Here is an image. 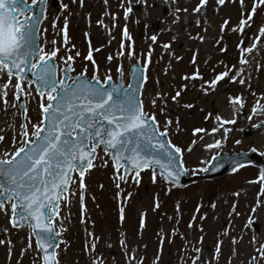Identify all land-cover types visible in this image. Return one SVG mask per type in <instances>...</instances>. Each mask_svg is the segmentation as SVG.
Segmentation results:
<instances>
[{
	"label": "rangeland",
	"instance_id": "obj_1",
	"mask_svg": "<svg viewBox=\"0 0 264 264\" xmlns=\"http://www.w3.org/2000/svg\"><path fill=\"white\" fill-rule=\"evenodd\" d=\"M128 7H131L132 11L125 15ZM249 16L251 20L248 19ZM242 20L246 21L243 25ZM262 28L264 3L260 0H224L223 3L219 0H204L203 3L202 0H83L82 3L81 0H48L46 19L40 30V48L44 52L58 48L56 61L59 67L65 64L68 56L73 57L68 61V65L74 69L72 76L86 69V75L92 78L94 61L96 74L101 81L106 75H111L115 81L117 69L122 67L123 80L128 84L130 66L140 62L145 68L142 93L145 114L155 113L161 131L165 130L166 120L172 121L167 128L171 143L182 149V163L185 169L189 173H200L210 158L220 152L232 153L235 150L247 151L250 148L260 152L264 150V133L262 129L257 128L264 116L258 115L257 112L253 114L252 111L253 108L258 111L264 105ZM153 36L156 37L155 41ZM53 41L55 45L52 44ZM242 47L249 50L242 51ZM130 51L134 52L133 57L128 55ZM89 53L91 60L86 59ZM226 71L235 76V82L225 76L215 85L209 83ZM240 79L245 83H239ZM16 84L14 77L9 83L6 73L0 76V136L4 138L0 141V146L5 148L9 155L21 146V118L15 99ZM22 87L25 92H31L30 97L23 96L27 110L25 122L29 123L31 134V125L41 120L38 105H46L48 101L46 98L42 102L39 101L33 85L28 89L27 82H22ZM4 92L7 93L6 97L3 96ZM177 92L180 93L179 96L176 95ZM172 97H176L175 101ZM153 100L156 101L155 105L151 103ZM186 105L193 107H185ZM229 113L231 119L235 118V124H223L221 129L213 132V129L222 125L223 120H228ZM217 116L221 119L217 120ZM245 127L251 128V135L248 137L243 133ZM195 129L204 131L194 134ZM225 129L230 130L226 132ZM210 138L211 144L220 141V147L207 149L205 146ZM5 154L0 156L7 157ZM253 170L245 167L225 181L212 180L209 183L213 184L192 185L172 195L171 192L166 193L170 199L169 204L176 205L177 210H174L176 206H167L166 211L161 207L158 214L154 210L159 194L156 186L163 187V183L153 173H144L137 178L135 184L142 183L149 190H144L134 197L135 213L145 214L153 205V216L165 215L167 218H173L171 215L184 214L185 217L194 218L191 214L199 202L201 206L209 207L215 218L240 215L245 222L250 221L251 217L258 214L252 213L253 209L246 208L247 205L252 201L264 205L263 194L256 193L259 187ZM119 177L120 173L114 172L110 160L102 154L93 170L83 178L82 189L80 178H75L74 188L68 199L70 202H67L60 212L61 230L66 216L72 215L76 220L78 215L82 217L86 212V208L79 204V196L83 194L84 198H87L91 190L89 188H97L92 191L94 194L101 193L102 201L107 202V198L112 199V202L119 199L118 189L128 188L132 184L130 180L121 182ZM100 183H104L103 186H99ZM117 185L119 187H116ZM215 187L220 191L212 193V188ZM234 189L240 190L232 191ZM165 191V187L162 191L159 190L160 193ZM92 198L95 197L88 195L87 201ZM162 198L166 197L161 196L157 206H166L168 203ZM232 198H235L234 203L239 205L226 207ZM87 201L85 200L87 216L84 217L83 223L77 224L82 237L81 231L87 229V220H93V217L98 215L97 207ZM124 213L134 214L133 206L126 201ZM6 215L7 209L1 210L0 221L1 217ZM104 222V233L109 236L107 232L112 228L109 222ZM198 224L195 222V226ZM2 227L7 228L6 225ZM176 227L177 223L172 222V231ZM167 228L169 226L164 224L163 230L167 231ZM1 231L5 235H1ZM8 231L2 229L0 224V241H3L0 243V264H35L31 256L34 258L36 252L30 250L28 232L17 231L9 236ZM196 234L193 230L194 239L188 241L190 244L196 240ZM150 243L152 245V239ZM25 252L29 259L24 258ZM86 255L87 251H84L81 259L87 258ZM72 258L75 259L72 264H81L80 257L72 252L60 255L59 264H70Z\"/></svg>",
	"mask_w": 264,
	"mask_h": 264
},
{
	"label": "snow or ice",
	"instance_id": "obj_2",
	"mask_svg": "<svg viewBox=\"0 0 264 264\" xmlns=\"http://www.w3.org/2000/svg\"><path fill=\"white\" fill-rule=\"evenodd\" d=\"M219 2L223 3L224 0ZM260 2L264 3V0ZM45 3L46 0H31V3L29 0H0V76L6 73L9 83L13 76L17 78L16 100L21 96H31V92H25L22 87V82L27 81L28 89L36 84L41 100L46 95L48 101L46 105H38L42 119L31 125V134L29 123L21 126V146L10 155L6 153L7 159L0 158V209L4 208L5 202L15 201L11 203L13 226H23L27 222L38 241L44 242L38 243L39 251L43 253L42 264H59L58 253H49L45 248V244L48 248L55 247L59 235L51 221L58 215L59 202L73 179L72 173L79 171L80 184L83 185L84 173L93 167L96 149L101 144L104 145L105 155L111 152L117 162V173L123 167L126 174L135 173L134 179L145 168L152 169L155 176V170L159 167L162 175L178 181L187 169L183 168L177 156L182 149L176 145L170 146V141L162 139L168 136L167 128L172 121L166 120L165 130L160 131L155 113L145 114L143 103L136 98L132 85L125 89L114 84L111 75H106L101 81L96 74L94 61L91 79L87 78L86 69L73 78L70 73L74 69L68 66V61L73 59L71 56L64 61V79L57 78L58 65L54 58L59 49L54 47L51 52H44L37 46L36 25L39 21L34 14H27L35 12L33 5L40 7ZM40 11L44 9L40 8ZM131 11V7H128L125 15ZM248 19L251 20V16ZM245 23L241 21L242 25ZM261 31L264 32V28ZM152 39L155 41L156 37ZM52 44L55 45V41ZM241 50L249 49L242 47ZM128 55L133 57L135 54L130 51ZM86 59H92L91 53ZM117 71L123 74L122 67ZM225 76L235 82V76L226 71L209 83L215 85ZM238 82L245 83L243 79ZM6 95L4 92L3 96ZM172 99L175 101L176 97ZM4 102L7 103L6 99ZM151 103L155 105L156 101ZM24 111L26 113V108ZM252 111L256 114L257 108ZM260 112L264 113V107L260 108ZM220 119L217 116V120ZM235 122V118L223 120L221 127ZM218 130L213 129V132ZM229 130L225 129L226 132ZM203 131L195 129L194 134ZM3 139L0 136V141ZM205 147L209 150L219 148L220 141ZM209 170L208 167L201 169L205 172ZM119 178L124 179V176ZM261 178L264 179V172ZM45 220L48 223H44ZM261 255L264 256V249H261ZM93 264H100L99 259L94 258Z\"/></svg>",
	"mask_w": 264,
	"mask_h": 264
},
{
	"label": "flooded vegetation",
	"instance_id": "obj_3",
	"mask_svg": "<svg viewBox=\"0 0 264 264\" xmlns=\"http://www.w3.org/2000/svg\"><path fill=\"white\" fill-rule=\"evenodd\" d=\"M5 153V148L0 146V154ZM260 218L264 219V215ZM130 219L116 221L124 223L120 227L126 230H112L110 236L104 235L102 220L100 225L90 226L87 232L92 239L87 238V245L92 249L87 248V264H93L94 258L100 264H264L262 220L252 219L247 227L227 221L201 222L203 231L198 242L190 244L182 237L172 243L165 238L152 241L151 245L150 240L141 239L137 222Z\"/></svg>",
	"mask_w": 264,
	"mask_h": 264
},
{
	"label": "water",
	"instance_id": "obj_4",
	"mask_svg": "<svg viewBox=\"0 0 264 264\" xmlns=\"http://www.w3.org/2000/svg\"><path fill=\"white\" fill-rule=\"evenodd\" d=\"M32 7H33V9H35V12L34 13L30 12V15L34 14L38 18V21H39L36 25V31H37L36 43H37V46L39 47V29H40V26H41L44 18H45L46 3L41 4L40 7H37L36 5H33ZM40 8H43L44 11L41 12ZM63 79H64V74H63ZM143 82H144V70L141 69L139 64L132 66L131 81H130L129 85H132V91L135 93V96L138 100H141L140 96H141V89L143 86ZM117 84H119L120 86H122L125 89L128 88V87H124L121 74L119 75ZM261 114H262V112H261ZM260 126L264 128V122H262L260 124ZM162 139H166L167 141H169L167 137L162 138ZM101 145H103V144H101ZM170 146H171V144H170ZM103 147H104V145H103ZM109 154L111 156V159L113 160V164H114L115 169H116L118 167L117 162L113 159L112 153L109 152ZM177 156L181 160V154H177ZM247 164L257 165L260 168L261 174H262V172H264V154L261 155V154L257 153L255 150H251L248 153H240V154H234V155L227 154V153L220 154L218 156H215V159L212 158V161L209 165V169H210L209 171H206V172L204 171L201 176H188L187 172H184L180 176L178 181H173L171 178H168L166 174L162 175L161 174L162 170L159 167H157L156 169L158 170L160 176L162 178H164L170 184H173L176 186H182V185H186V184H189L191 182L198 181V180L224 177L225 175L231 173L233 170L239 168L240 166L247 165ZM145 169H148V168H145ZM141 170H144V169H141ZM77 172L79 173V171H77ZM123 173H124V175L129 174V173H127V174L125 173L124 168H123ZM72 175H73V173H72ZM69 186H70V183L67 185V190L64 193L68 192ZM262 186L264 189V179H262ZM33 223H35V222L33 221ZM44 223H48V221L45 220ZM26 224H28V223L26 222ZM36 231H40V229H36ZM38 243H41V241H38ZM52 252H54V249L52 250Z\"/></svg>",
	"mask_w": 264,
	"mask_h": 264
},
{
	"label": "bare ground",
	"instance_id": "obj_5",
	"mask_svg": "<svg viewBox=\"0 0 264 264\" xmlns=\"http://www.w3.org/2000/svg\"><path fill=\"white\" fill-rule=\"evenodd\" d=\"M227 119L229 120V119H231V114L229 113L228 115H227ZM222 127H221V125L220 126H218V129H221ZM211 141H212V139L210 138V140H209V143L208 144H211Z\"/></svg>",
	"mask_w": 264,
	"mask_h": 264
}]
</instances>
